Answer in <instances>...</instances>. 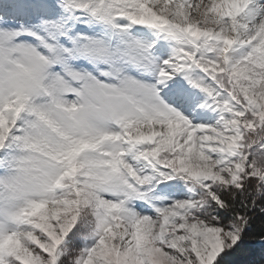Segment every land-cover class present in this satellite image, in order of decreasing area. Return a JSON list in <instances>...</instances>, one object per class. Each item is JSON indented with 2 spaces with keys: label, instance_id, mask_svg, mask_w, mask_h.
I'll return each instance as SVG.
<instances>
[{
  "label": "snow or ice",
  "instance_id": "obj_1",
  "mask_svg": "<svg viewBox=\"0 0 264 264\" xmlns=\"http://www.w3.org/2000/svg\"><path fill=\"white\" fill-rule=\"evenodd\" d=\"M0 264H264V0H0Z\"/></svg>",
  "mask_w": 264,
  "mask_h": 264
}]
</instances>
